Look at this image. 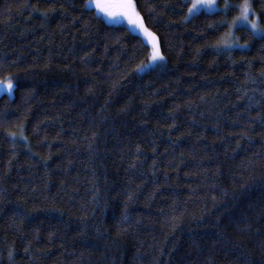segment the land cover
<instances>
[{
  "label": "trees",
  "instance_id": "trees-1",
  "mask_svg": "<svg viewBox=\"0 0 264 264\" xmlns=\"http://www.w3.org/2000/svg\"><path fill=\"white\" fill-rule=\"evenodd\" d=\"M134 3L166 58L144 72L88 0H0V264H264V39Z\"/></svg>",
  "mask_w": 264,
  "mask_h": 264
},
{
  "label": "snow or ice",
  "instance_id": "snow-or-ice-1",
  "mask_svg": "<svg viewBox=\"0 0 264 264\" xmlns=\"http://www.w3.org/2000/svg\"><path fill=\"white\" fill-rule=\"evenodd\" d=\"M88 2L90 5H94L96 10L103 13L108 18H125L129 25L142 32L145 37L151 38L152 50L149 53V58L147 62L137 66V72H143L157 62L164 60L157 38L155 34L151 33L144 25L143 18L136 11L134 0H88ZM229 7H237L239 9V15L231 22L232 26H246L250 28L254 36L264 39V27H261L257 20H250V16L255 15L251 9L250 0H243L241 4L235 6L226 3L225 8ZM215 8L216 0H191L190 5L187 6L188 15L185 16V19H188L189 16L195 15L202 10L212 11ZM14 89L15 84L13 78L6 77L4 80H0V95L7 94L11 97ZM12 135H15V133H12Z\"/></svg>",
  "mask_w": 264,
  "mask_h": 264
},
{
  "label": "rangeland",
  "instance_id": "rangeland-1",
  "mask_svg": "<svg viewBox=\"0 0 264 264\" xmlns=\"http://www.w3.org/2000/svg\"><path fill=\"white\" fill-rule=\"evenodd\" d=\"M243 2V0L241 1V3ZM229 4V5H233V0H225L224 1V3H220L219 2V0H216V8L214 9V10H217V9H224L225 10V4ZM240 3V4H241ZM88 5L89 6H94V5H90L89 4V2H88ZM214 10H212V11H207V10H204V11H207V12H214ZM203 11V10H202ZM97 12L101 15V16H103V17H105V19L108 21V22H110V23H112V24H122V25H125V26H128L131 30H133L134 32H136V33H139L144 39H145V41L148 43V45H149V47H151V50H152V41H151V38H149V37H145L144 36V34L142 33V32H140L139 30H137V29H135L133 26H131V25H129L128 24V22H127V20L125 19V18H123V17H120V18H118V19H112V18H108V17H106L103 13H100L98 10H97ZM239 15V14H238ZM237 15V16H238ZM193 16V15H192ZM250 20H257V22L259 23V25L261 26V27H264V26H262L261 24H260V22H259V20L257 19V16L256 15H254V16H250ZM237 26H239V25H237ZM237 26H232V24L230 25V27H229V29H228V31H227V33H228V36L230 37H226L225 39H223L222 40V42H221V44H222V46L224 47V46H226L227 44H228V47L227 48H229V49H233V48H248L249 47V43H243V42H241L240 40H239V38L237 37V34H236V32H235V29H236V27ZM150 31V30H149ZM151 32V31H150ZM152 33V32H151ZM158 41V40H157ZM158 45H159V42H158ZM159 48H160V51H161V53H162V50H161V47H160V45H159ZM162 55H163V53H162ZM164 56V55H163ZM166 61V58L164 57V60H162V61H159V62H157L156 64H154V65H152L151 67H149L148 69H145L144 71H147V70H150L151 68H153V67H159V66H162V64H164V62ZM143 71V72H144ZM14 93V92H13ZM13 95V94H12Z\"/></svg>",
  "mask_w": 264,
  "mask_h": 264
}]
</instances>
